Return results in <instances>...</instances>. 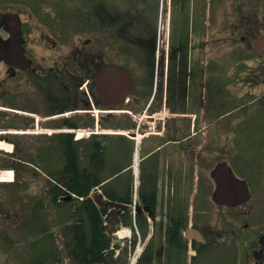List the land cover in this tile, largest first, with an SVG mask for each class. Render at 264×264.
Instances as JSON below:
<instances>
[{"label": "flooded vegetation", "instance_id": "flooded-vegetation-1", "mask_svg": "<svg viewBox=\"0 0 264 264\" xmlns=\"http://www.w3.org/2000/svg\"><path fill=\"white\" fill-rule=\"evenodd\" d=\"M83 2L71 15L0 16V34L8 39L18 32L27 58L18 67L1 62L8 91L12 85L40 112L64 116L63 129L78 128L77 115H92L85 126L94 130L105 115L124 118L118 127L130 119L135 126L164 104L158 148L149 149L146 138L143 155L138 152L139 233L132 229L124 240L140 248L137 264H264V144L248 152L233 138L264 135V128L242 126L254 119V109H264V0H194L188 34L182 24L185 33L179 26L162 33L136 3L112 13L106 0ZM180 10L186 13L185 0ZM123 40L136 49L125 61ZM201 51L238 61L202 64ZM111 63L128 70L132 85L101 96L97 72ZM218 136L231 143H219ZM133 157L132 150L130 166ZM125 184L119 197L129 203L134 183ZM130 214H121L122 224L132 223Z\"/></svg>", "mask_w": 264, "mask_h": 264}, {"label": "rangeland", "instance_id": "rangeland-1", "mask_svg": "<svg viewBox=\"0 0 264 264\" xmlns=\"http://www.w3.org/2000/svg\"><path fill=\"white\" fill-rule=\"evenodd\" d=\"M173 1L174 0H171L170 19L169 13L166 15V7H168L169 0H106V5L112 13H116L124 12L132 8L133 4L136 3L139 9L149 10L148 15H150V18L156 25L158 23V26H160L159 18L161 19L163 25L162 33L165 29V20L168 18L171 31L176 29L178 20L179 30L185 33L182 27L183 25L188 34L189 30L193 27L194 0H185L187 5L186 13L182 14L180 10L179 16L178 11L174 10L175 6L173 5ZM41 2L40 0H0V13L7 11H22V15L29 16L37 15L39 12L44 11L45 14L49 15H71L72 11H77L84 7L83 0H44L42 3ZM166 27H168V23ZM123 42L124 49H122L121 60L125 61L128 52L136 49H134L128 41L123 40ZM202 58L205 63L209 61L211 64H231L238 61L235 55L226 54L223 56H213L211 51L203 52L201 59ZM133 70L135 71V75H140V68L134 67ZM6 77V68L3 63H0V83H2V85H0V94H2L0 95V141H3L6 147L4 149L0 148V170L13 169L15 171L16 180L13 185H10L11 183L8 184V182H0V205L4 209L3 212L5 215H1L2 211L0 208V231L7 234L6 236L10 239L8 244L10 243L11 247H13L10 254L5 253V256L0 254V264H6V262L7 264H46L43 256L48 249L52 250V243H55L59 247L58 249L60 252L56 251L54 256L52 253H47L49 256H53H51V262H47L49 264H72V261L68 259L66 250L68 249V241H72L71 232L62 225L64 219H60V211L56 210V206H52L51 199L47 202V205L44 203L43 208H48L47 212L50 213L47 222L45 221V223L40 225H30V223H36V221L32 220H35V218H33L35 215L32 216L33 210L37 209L36 207H42L40 204L43 201L42 198L46 195L51 185L48 175L42 174L38 168L48 164L47 167H44V170L56 180L54 172L65 163L61 139L63 135H59L60 132L54 131L63 128L60 127V125H62V121L65 117L50 118L51 111L45 110V107H42L44 110L40 112L35 101L27 98L20 100L25 94L15 90L12 85L9 88L10 91H8V86L4 84ZM35 100L37 102L41 101L40 96L36 97ZM8 106L27 112L26 114L17 113L5 108ZM233 106L234 105L231 104L230 108ZM254 110H256L255 113H252L254 119L249 118L242 126L262 129L264 128V109L262 111L258 108ZM30 112L39 115L41 120L38 121L36 116L29 114ZM90 117L93 116L77 115L73 116L72 119L78 120L80 123L79 127L85 128V122L90 120ZM102 118L103 127H101L100 124L98 125L100 129H104L105 126L115 127L124 119L121 116L109 117L106 115L102 116ZM96 124L97 123H95V127ZM49 131H52V133L49 134ZM108 137H101V140L107 139L106 147L109 149L107 153L109 155V160L115 161L113 166L109 164L104 170L107 172L105 176H111L109 186L121 185L126 181L128 185H131V182L132 184L134 183L137 189L140 184H138L137 177L135 181L132 178V171L128 168L122 171L120 170L131 163L132 150L135 149V151H140V149L135 147L134 142L127 139L125 136L114 135ZM93 138L94 136L92 134L90 136H85V140H82V142L78 144L81 167L90 165L88 159L92 149L91 142ZM233 138L235 141L237 140L236 143L241 145L242 149L248 152L252 151L253 148L258 145L264 144V135L249 134ZM218 139L219 143H231V140L227 136H218ZM158 140L159 138L155 136L148 137L145 143L147 146H150L149 149H157L158 144H160ZM112 149L117 150L114 153L116 157L113 160L110 157L112 155V152H110ZM143 153L144 151L141 150L140 154L143 155ZM143 163L144 162L140 161V165ZM41 209L42 208H40V210ZM43 230H48V235L50 237H48L49 240L46 242V251L41 252L44 247H37L38 244L35 243L34 239L38 236L40 237L43 234ZM127 233L129 232L127 231ZM118 240V236L114 235L113 242ZM11 242L13 244H11ZM127 246H131V243H125L122 247ZM135 247V244H133L131 248L129 247L128 254H125L126 248L116 250L114 253V256H117L114 257L116 264H130V259L134 254L132 251ZM40 252L41 254L39 257L35 258ZM37 260H40V262L38 263ZM142 264H146L145 259H142Z\"/></svg>", "mask_w": 264, "mask_h": 264}, {"label": "trees", "instance_id": "trees-1", "mask_svg": "<svg viewBox=\"0 0 264 264\" xmlns=\"http://www.w3.org/2000/svg\"><path fill=\"white\" fill-rule=\"evenodd\" d=\"M72 135L67 134L65 140V163L54 173L64 189L52 184L49 190L51 200L56 205V210L60 211V219H64L62 225L71 232L72 241H70L71 244L68 246L69 252L78 261V264H97L103 261H106L108 264H115L102 253L111 241L103 226L102 215L104 210L99 208L89 198L78 200L76 204H72V201L59 200L61 194L67 193L65 189L79 196H84L95 185L100 183L97 174L93 171V166H101L99 158L101 156L100 143L98 141H94L93 143L95 151L92 155L91 165L81 168ZM42 200V203H40L42 207H36L37 209L33 210L32 213V216L35 215L33 217L35 220H32L36 221V223L33 222L30 225L45 223L50 216V213L47 212L48 208L43 209L46 201L43 198ZM40 208L42 209L40 210ZM48 234V230H43V234L34 239L35 243L38 244L37 247L41 246V248L44 247V250L46 249V242L49 240L48 237H50ZM6 235L1 231V242H8L10 240ZM11 244L13 243L11 242ZM11 249L13 250V247Z\"/></svg>", "mask_w": 264, "mask_h": 264}, {"label": "water", "instance_id": "water-1", "mask_svg": "<svg viewBox=\"0 0 264 264\" xmlns=\"http://www.w3.org/2000/svg\"><path fill=\"white\" fill-rule=\"evenodd\" d=\"M12 16L11 14L2 15ZM26 59L23 51V47L21 46V39L18 32L12 31V36L8 39H4L0 35V61L6 60L14 65H19L21 62ZM96 86L101 96L104 95H114L117 93V90L121 87H131V79L128 75V71L118 64L112 63L105 65L103 68L99 69L96 76ZM123 94V93H122ZM120 101L115 102L116 104ZM223 167V164H219L217 170ZM232 179L238 181L234 178L232 172ZM219 187L221 188L220 184ZM96 203L100 206L107 205L111 209L106 216V220L109 224L113 226V229H110L107 226L108 232L112 233L113 230L116 231V223L120 220L119 214L126 209H130L129 205L124 203L112 201L105 199L104 195L101 192H96L93 195ZM72 195H68L64 197V199H71ZM119 244H116L114 247H119ZM114 252V249H111L109 253Z\"/></svg>", "mask_w": 264, "mask_h": 264}, {"label": "bare ground", "instance_id": "bare-ground-1", "mask_svg": "<svg viewBox=\"0 0 264 264\" xmlns=\"http://www.w3.org/2000/svg\"><path fill=\"white\" fill-rule=\"evenodd\" d=\"M16 111H18V112H23V113H26L25 111H22V110H16ZM33 115H35L39 120L41 119L37 114H33ZM0 148H6L5 146H4V142L3 141H0ZM9 150V149H8ZM3 172L2 171H0V175L2 174ZM8 173L9 174H11V172H10V170L8 171ZM9 180H12L11 178H9V179H3V178H0V181H9ZM119 234L120 235H124V234H126V231H120L119 232Z\"/></svg>", "mask_w": 264, "mask_h": 264}]
</instances>
